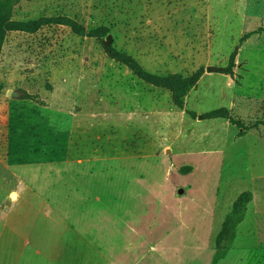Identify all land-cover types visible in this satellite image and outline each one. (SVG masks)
I'll list each match as a JSON object with an SVG mask.
<instances>
[{"label": "rangeland", "instance_id": "1", "mask_svg": "<svg viewBox=\"0 0 264 264\" xmlns=\"http://www.w3.org/2000/svg\"><path fill=\"white\" fill-rule=\"evenodd\" d=\"M4 13L43 22L1 48V264H264V0H20ZM221 108L232 122L206 117Z\"/></svg>", "mask_w": 264, "mask_h": 264}, {"label": "trees", "instance_id": "2", "mask_svg": "<svg viewBox=\"0 0 264 264\" xmlns=\"http://www.w3.org/2000/svg\"><path fill=\"white\" fill-rule=\"evenodd\" d=\"M20 0H3L0 2V56H1V48L3 45L4 37L7 32H12V31H18V32H25L29 30H35L38 26L42 25L43 20H37L35 22H30L26 24L22 23H13L10 21L9 16H7L4 11L10 7V5L19 2ZM59 24L68 26L71 31L77 35V36H86L90 38H97L100 39L105 36V29H97L94 31H89L86 32L84 28L80 27L76 22L70 21L68 19L57 20ZM108 57H110L112 60L117 61L121 63L122 65L126 66L129 68L137 77L140 79L144 80L147 83L154 84L160 87H166L172 90L173 92V102L178 108L183 107V101L181 96H177L175 89L167 83L164 79H158L157 77L151 76L147 73H144L142 69L138 66V64L129 56L122 55L119 52L113 50V49H108L106 51ZM235 52L230 56V63L233 61ZM207 118L209 119H215V118H221V119H228L230 122H232V119L229 117L228 112L226 109H218L214 110L206 115Z\"/></svg>", "mask_w": 264, "mask_h": 264}, {"label": "crops", "instance_id": "3", "mask_svg": "<svg viewBox=\"0 0 264 264\" xmlns=\"http://www.w3.org/2000/svg\"><path fill=\"white\" fill-rule=\"evenodd\" d=\"M2 257H3V252L0 251V264H1V261H2ZM24 252L22 253V255H19V260H17L16 262H12V264H29V261H28V258L24 259Z\"/></svg>", "mask_w": 264, "mask_h": 264}, {"label": "water", "instance_id": "4", "mask_svg": "<svg viewBox=\"0 0 264 264\" xmlns=\"http://www.w3.org/2000/svg\"><path fill=\"white\" fill-rule=\"evenodd\" d=\"M216 69H214L213 67H207L206 68V71L207 72H212V71H215Z\"/></svg>", "mask_w": 264, "mask_h": 264}]
</instances>
